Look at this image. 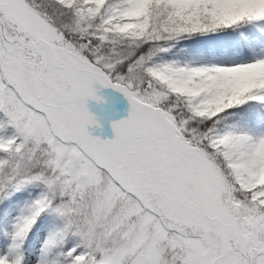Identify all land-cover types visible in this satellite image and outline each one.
<instances>
[{
  "label": "snow or ice",
  "instance_id": "1",
  "mask_svg": "<svg viewBox=\"0 0 264 264\" xmlns=\"http://www.w3.org/2000/svg\"><path fill=\"white\" fill-rule=\"evenodd\" d=\"M0 113V264H264V0H0Z\"/></svg>",
  "mask_w": 264,
  "mask_h": 264
},
{
  "label": "rangeland",
  "instance_id": "2",
  "mask_svg": "<svg viewBox=\"0 0 264 264\" xmlns=\"http://www.w3.org/2000/svg\"><path fill=\"white\" fill-rule=\"evenodd\" d=\"M97 87L99 88L98 85ZM99 90L101 89L99 88ZM104 103L105 106L102 105V102H96V100L92 99L88 100L89 110L96 116L98 120V124L89 126V131L92 133V135L99 136L102 139L112 138L114 136L111 126L112 122L126 117L128 110L130 109V104L128 103H126V108L123 109H113L107 100H104ZM0 116H2V113H0Z\"/></svg>",
  "mask_w": 264,
  "mask_h": 264
},
{
  "label": "bare ground",
  "instance_id": "3",
  "mask_svg": "<svg viewBox=\"0 0 264 264\" xmlns=\"http://www.w3.org/2000/svg\"><path fill=\"white\" fill-rule=\"evenodd\" d=\"M108 89H111V88H108ZM112 90H114V91L118 92L119 94H121V97L123 96V98L128 102L127 98L123 95V93L119 92V91L116 90V89H112ZM128 103H129V102H128Z\"/></svg>",
  "mask_w": 264,
  "mask_h": 264
}]
</instances>
